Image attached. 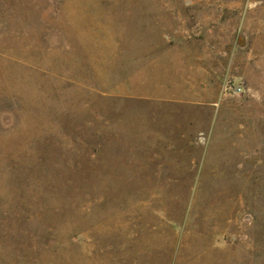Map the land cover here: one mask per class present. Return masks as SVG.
Instances as JSON below:
<instances>
[{
	"label": "rangeland",
	"instance_id": "obj_1",
	"mask_svg": "<svg viewBox=\"0 0 264 264\" xmlns=\"http://www.w3.org/2000/svg\"><path fill=\"white\" fill-rule=\"evenodd\" d=\"M0 264H264V0H0Z\"/></svg>",
	"mask_w": 264,
	"mask_h": 264
},
{
	"label": "built area",
	"instance_id": "obj_2",
	"mask_svg": "<svg viewBox=\"0 0 264 264\" xmlns=\"http://www.w3.org/2000/svg\"><path fill=\"white\" fill-rule=\"evenodd\" d=\"M238 90H239V91H241L242 89H241V88H239Z\"/></svg>",
	"mask_w": 264,
	"mask_h": 264
}]
</instances>
